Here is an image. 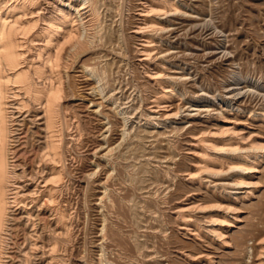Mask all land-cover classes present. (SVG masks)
Returning a JSON list of instances; mask_svg holds the SVG:
<instances>
[{"label":"rangeland","instance_id":"obj_1","mask_svg":"<svg viewBox=\"0 0 264 264\" xmlns=\"http://www.w3.org/2000/svg\"><path fill=\"white\" fill-rule=\"evenodd\" d=\"M41 1L46 11L60 7L53 0ZM106 1L113 6V12H111L115 20H112L116 24L112 23V27L121 28L119 33H121L122 38L118 42L116 41L115 46L107 45V47L104 45L106 30L103 27L98 40L87 48V52L85 51L84 54L76 59V64L68 72L70 75H78V78L83 79L86 77L85 72L77 69H81V65L84 63L88 64L90 68H94L103 77H108L110 73L108 70H117L116 65L119 67L121 63L120 67L122 68L123 76L120 79L121 81L123 80L122 84H124V89H126L124 90L126 92L124 96L129 93L128 96H130L133 93L132 97H135V103H133L134 101L131 102L136 107L141 105L140 110L138 109L136 114L134 113L135 116L130 118L125 127L128 130L126 139L130 140V136L135 134V129L142 124L139 129L147 128L153 131L154 135L149 139L151 141L154 139V143L150 141L147 143L148 145L153 144L147 148V151L152 150L153 152H146L138 160L135 157V159L131 158L133 153L131 157H127L128 159L122 157V162L118 163L115 170H113L114 173L112 175L115 179L111 176L105 182L107 173L112 171V168L106 165L105 159L101 158V155L106 150L99 147L106 124L103 123V120H100L102 116H99L94 110L97 107L96 103H100V108L102 109L103 107V110L115 123V120L119 119L114 116L115 105L109 100H104L100 95L89 93L90 89L88 88L94 85V82L92 83L93 80H90L91 84L81 92L83 94L81 95L83 96L82 98L80 95V98L78 96L65 98V105L76 112L79 123L83 128V134L80 136L75 133L72 140V148L75 147L76 149L73 148V150L78 153H76L77 155L75 154L76 159L75 162H72V168L80 167L83 159H86L85 162L87 161L86 165L88 168L86 167L83 175L79 176L78 181L75 183L76 186L73 188L75 194L74 199L70 201L69 212L72 213L74 225L76 226L75 240L72 242L74 245L65 252L64 256L66 257L63 263L101 264L100 259L104 258L105 254L106 258L104 259L106 261L109 260L110 264H264V249L260 250V245L264 246V158L257 164V169L259 168L257 171L245 173L248 176L246 181L249 184L239 187H236L233 183L237 179L235 174L240 171L229 169L225 159L220 164H211L207 170L204 167L202 169L197 167V165L201 164L199 157L200 147L197 145V138L202 135L210 133L209 137L214 135L215 139L219 135L216 140L221 138V136H224V138L232 137L231 141L236 140L234 138L238 137L236 142L241 147H246L247 145L246 148H248L255 142H257L256 144L259 143V146L264 147V117L250 116L249 112L250 109L253 110V113L264 111V0H178L181 1L180 3L189 5L188 7L180 6L187 11V14H195L197 17L192 15L191 18L185 14L171 16L162 14L160 17L157 15L159 18L156 19H159L164 25H170L172 20H183V25L180 24L181 26L179 24L170 25V28L177 26L179 29V31L177 30L172 34V31H169L170 33L168 31L166 33H158L153 29H147L146 33L143 32L144 34L135 32L136 24H142V19H144L140 13L143 9H146L144 5L148 6L150 2H146V0ZM112 20H108L107 23H111ZM143 35H150L149 37L156 42V49L151 56L152 59L149 58V60H143L144 56L140 53V49L143 47L141 44L144 43L143 39L145 36ZM161 36L163 37L162 40L159 38ZM166 38L172 41V45L169 44L171 41L165 40ZM169 46H171L169 50L171 52L165 50ZM196 47H199V49ZM190 52L192 54L198 52V58L194 54L192 56ZM104 53H108V56L100 57ZM113 58L115 60L114 64L111 66L104 64L106 61H113ZM177 64H180L181 67L177 66ZM155 78L166 81L159 86L155 83ZM125 84H127L126 87ZM170 85L174 86L176 95L168 96V98L166 97L165 100H162V105L165 106L157 110L156 108L158 107L154 103L149 102L147 97L152 96L151 99H153L155 96H164V88H172ZM230 86L237 88L233 89ZM228 87L232 91L227 90ZM109 90L110 88L108 87L105 91L108 95L113 92V90ZM234 91L236 93L239 91L240 95L235 99H230V95H234ZM126 100L130 101V98L126 99L123 97L122 102ZM131 102L122 105L125 108L131 105ZM238 106L242 111L236 110ZM149 108H152V110ZM179 108L181 110L176 116L175 113ZM212 108L215 109L213 110ZM129 109L131 112L135 110L132 109V106ZM126 110H128V107L125 108ZM141 112L150 113L149 117L157 116V118L152 119L161 125L153 126V124L148 123V117H140ZM208 113L211 115V118H208L209 120L204 117L209 115ZM128 114L131 116L133 113L128 112L126 115ZM34 118L35 116L33 115L28 119L33 129H35L36 125V122L33 123L32 121ZM89 123L93 126L92 131L86 130V127H89ZM118 125H121V123H118ZM122 127L124 128V126ZM175 127H179L180 130L178 129L177 132L176 130L171 131ZM120 133L121 131H119V134H114L117 140L113 145H117L122 138V152H124L123 147L127 146L130 141L134 143V145L132 144L133 146H140L141 143L139 142L140 144H138V141H129L128 139L123 141V136L121 137ZM169 140L170 147L167 148L166 146L169 143L167 141ZM86 141L93 145L89 148L86 147L87 149L82 148V144ZM250 141L253 143L250 144ZM263 149L261 148L260 152H264ZM120 150L117 148L115 152L120 153ZM256 150L259 152V149ZM129 152L124 153V155ZM139 153L143 154L141 151ZM212 153L220 155V153L213 151ZM167 154L168 160L162 157ZM171 156L176 158L175 160L173 159L175 162H172ZM135 161L137 162L135 164L136 167L132 168ZM145 161L152 163L150 164L152 166L149 167L153 169L151 172L153 174L148 176H151L154 183L148 185L150 183L147 184V182L150 180L144 182L146 191H141L138 188L139 186L142 187L143 183L139 180L142 179L141 177L144 178V171L143 173L140 171ZM95 162H101L99 173L89 179L87 174L94 170ZM102 166L104 167L101 170ZM208 170L211 171L213 176L210 171L208 173ZM148 176L147 178H149ZM199 176L202 178L201 182L197 179ZM119 180L120 182L122 181V186L119 189L117 188L119 192L116 194L118 205L115 208V213L109 215L107 222L108 235L103 238L100 230L103 225L102 214L99 211L102 208L99 205L100 200H98V197L102 195L101 191L104 190L102 183H108L111 186L113 181L119 182ZM116 187L119 186L117 185ZM32 188L33 186H30L29 189ZM227 189L229 192L232 190L246 191V193L242 194L247 196L243 199L240 193L242 197L238 194V199H225L229 193ZM213 190L218 192V194L221 193V196L215 197ZM140 198L141 200H139ZM87 200L90 201L89 211L86 210L85 205ZM64 202L68 204L67 201ZM136 204L135 208L134 205ZM33 205H31L33 209L31 210L33 211V216H35L39 213V210L37 209L38 206ZM135 209L137 214H135ZM211 214L218 215L221 218L217 219L218 222L217 220L211 221ZM224 214L225 216H223ZM10 216L15 217V219L11 217L10 221L13 223L9 222L11 227H15L11 230V233L15 236L9 240V245L12 246L8 245V251L16 257L10 263L48 264L49 258H41L42 252L39 251L41 248L37 250L38 252H35V254L38 253L37 257L33 255L31 263L24 262V251L28 250V247L27 243H23V240L28 237L32 227L29 224H25L26 216L23 210L19 209L16 213L12 211ZM219 220H224V223L222 224ZM214 222L216 223L214 224ZM54 226L52 225L51 228L47 229L43 235L45 239L42 237V241L43 239L46 241L49 238L48 233L50 235L53 234ZM214 227L220 228V231L223 232L221 236L213 229ZM164 231L165 233H163ZM109 233L110 235L114 234L112 240ZM132 237L137 241L135 242ZM244 237L247 239L243 242ZM16 239L17 244L14 246L12 242L16 241ZM41 243L40 241L39 244ZM101 246L107 251L103 250ZM23 248L25 249L23 250Z\"/></svg>","mask_w":264,"mask_h":264},{"label":"bare ground","instance_id":"obj_2","mask_svg":"<svg viewBox=\"0 0 264 264\" xmlns=\"http://www.w3.org/2000/svg\"><path fill=\"white\" fill-rule=\"evenodd\" d=\"M53 1L56 4H58V6L60 7L53 9V10L50 9L49 11H46V9L42 6L41 0H0V264H11L10 261L12 262L13 258L15 257L14 254L8 251L9 250L8 249L9 240L15 236L13 233H11V230L13 227L10 226L11 224L9 222H11L10 221L12 217L10 216L11 212L15 211L16 213V211H18L19 209L23 210V212L25 213V216H26L25 224L26 225L29 224V226L32 227L30 228L31 232H29L28 237H25L23 240V243H27V247H28V250L24 251V255H25L24 262L31 263L33 261L32 260L33 255L36 256L38 253L35 254V252H38L37 250L41 248L39 250L42 252L41 258L42 257L49 258V260L47 261L48 264H64L63 262L66 257L64 256L66 254L65 252H67L70 249V247L74 245V243L72 242L75 240L76 226L74 225L73 215L71 212H69L70 211L69 208L71 205L70 201L74 199L75 192L73 191V188L74 186H76L75 183L78 181L79 176H81V174L83 175V171L87 167L86 165L87 161L85 162L86 159L85 160L83 159L81 160L82 163L80 167L72 168V165H73L72 162H75V159H76L75 156L78 154L77 152H74L73 150V148L75 147L72 148V140L74 139L73 137L75 133L79 134L80 136L83 134L82 132L83 128L81 124L79 123V119H78L76 112H74V110H72L70 107L65 105L64 103L65 98H68L69 96L71 97L78 96L80 98V96L83 95L81 92H83L84 88L86 89V87L89 84H91V81L93 80L92 83L94 82V85L88 88L90 89L89 93L93 95H100V97H102L104 100L106 101L109 100L115 105L114 107L115 115L114 116H116L115 118L117 117L119 118L115 120V123L113 122L111 117L103 110V107L102 109L100 108L101 106L100 103H96L97 107L94 110L99 116H102L101 117L102 119L100 120H103V123L106 124L104 133H102L103 135L102 142L99 144V147L103 150H106L105 153L101 155V158L105 159L106 165L110 166L112 168V171H109V173H107L105 177V182L108 181L111 176L113 177L112 175L114 173L113 170H115L116 165L118 163L122 162V157L128 159L127 157L128 156L131 157L133 153V156L131 158L135 157L136 160H138V158L140 156H144L146 152H153L152 150L147 151V148L153 145V144L152 145L147 144L148 141H150L151 143L154 141V139L153 141L149 139L150 137L154 135L153 131H150L147 128L139 129L142 126V124L138 125L139 127L137 128L135 127L136 128L135 129L136 131L134 132L135 134L130 136L131 137L130 140L138 141V144L141 143L139 147L133 146L134 143H131V141L128 138L127 139L130 142H128L127 146L123 147L124 152H122V138H121V141H119L117 145L115 146L113 145L114 142L117 140L115 139L114 134H119V131H121L120 135L121 137L123 136V141L127 140L126 134H128V130H126L125 127L128 124V121L130 120V118L135 116L134 113L136 114L137 110L141 106L139 105L138 107H136L133 104L135 103L134 101L135 97L134 98L132 97L133 93L130 96H128L130 93L127 96H124L126 93L124 90L126 89H124V84H122L123 80L121 81L120 79L123 76L122 68L120 67L121 63L119 64V67L116 65L117 70L116 69H113L110 71L108 70V72L110 73L108 77L106 76L107 78L98 74L97 73L98 71L94 70V68H90L88 64L86 65L84 63L81 65L82 70L77 69L79 71L85 72L86 77H84L83 79L78 78V75H70L68 72V70L74 67V65L76 64V59L79 58L82 54H84L85 51L87 52V48H89V46H92L96 42V40H98V36L103 27H105V30H106V40L104 42V45L106 46L114 45L115 46L116 41L118 42V40L122 38V36L120 35L121 33H119L121 31L120 30L121 28L116 29L115 27H112L113 26L112 23H115V21H113L115 20L113 18L114 15L112 14L113 6H111L110 3H107L106 0H53ZM146 2H150V3L148 6L145 3H142V4H145L144 6L146 9L142 8L143 10L140 13V15H142L144 19H142L143 20L142 24H139V25L136 24L137 25L136 29H134L135 32L137 31V32L144 34L143 32H145L147 29L149 30L153 29L155 32H158V33L159 32L166 33L167 31L168 32L172 31L171 32L172 34L173 32H176L177 30L179 31V29L177 26L170 28V25L171 24L180 25L183 23V20L182 21L172 20L170 21L171 22L170 25H164L159 19H156V18H159L160 15L162 14L167 15V16L168 15L170 16L179 15V14L189 15L187 14L186 10H183L180 7L181 5H184L185 7H188L189 5L180 3L181 1H178V0H146ZM192 15L194 16L195 14H192ZM192 15H189V16L191 17ZM195 16L197 17V15ZM108 20H112V22L107 23ZM143 36H145L143 39L144 43L141 44L143 45V47L142 49H140V53L141 55L144 56L143 60H149V58H151V56L153 55L156 49V42L154 39L149 37L150 35L149 36L143 35ZM159 38H161L162 40L163 37L161 36ZM165 40L171 41L169 38L168 39L166 38ZM169 44L172 45V41ZM170 48L171 46L167 47L165 50H167L168 52H171L169 51ZM196 48L199 49V47H196ZM181 53L183 54V52ZM190 53L192 54V52ZM193 54L196 55L197 57L198 52L193 53ZM104 56L107 57L108 53L107 54L104 53L100 55V57H103V58ZM114 61L115 60L113 58V61H109V62L106 61L104 64H106V66L108 65L111 66L112 64H114ZM177 66L181 67L180 64H177ZM110 69H112V67H110ZM154 80H155V83L158 84L159 86L163 85V83L166 81V80L162 81L157 78H155ZM173 83H174V80H173ZM126 85L127 84H125V87ZM108 87L110 88V90H113V92H111L109 95L108 93H105ZM170 87L172 88H167V87L164 88L165 92H164V96L162 97L155 96V95H154L155 98L153 99H151L152 96L149 98L147 97V99H149V102L154 103L156 107H158L156 108L157 110L159 108L162 109L163 106H165V105H162V100H165L166 97L168 98V96L172 97L176 95V92L174 93V90H175L174 86L170 85ZM230 87L233 89L237 88L233 86H230ZM227 90H230L229 87ZM239 91H237V93L234 91L235 92L234 95H230L231 98L230 97L229 98L235 99L236 97H239L240 95ZM82 97L83 96H81V98ZM123 97L126 99L130 98V101L126 100L127 102L126 101L122 102ZM84 98L86 97L84 96ZM141 98L143 99V97ZM142 99L140 100L142 101ZM131 101H134V102L132 103ZM128 102H131L132 104L126 106L128 107L129 111L128 110L125 111L126 107L124 108L123 106L125 105V103L127 104ZM131 106H132V109H135L134 112L130 111L129 107ZM220 107L222 108V106ZM149 109L152 110V108H149ZM180 110L181 109L179 108L176 111L175 113L176 116L179 114ZM236 110L242 111V109L239 106L236 108ZM252 111L253 110L251 109L249 110L250 116L264 117V111L262 112L259 111V113H256V112L253 113ZM128 112L133 113V114H131V116L130 114L126 115ZM149 114L150 113H147V112L146 113L141 112L140 117L146 116L148 117L147 118L148 123L153 124V126H160L161 125L160 123L152 119V118H157V116L149 117L150 116ZM33 115L35 116V118L32 121L33 123L36 122L35 129L32 128L31 123L28 121L29 117ZM204 117L208 119L209 117L211 118V115L209 114ZM38 121L39 123H37ZM118 123H121V125H118ZM122 126H124V128ZM92 127L93 126L89 123V127L87 126L86 130L92 131ZM178 129L179 127H175L171 129V131L176 130L177 132ZM222 132H225V131H222ZM164 133L166 134L165 131ZM209 134L202 135L197 138V142H198L197 145L200 147L199 157H200V162H201V164L197 165V167L201 169L204 167V169L206 168L207 170L209 169V166L211 164H218V163L220 164L225 159V163L228 165L229 169L240 171L236 173L233 170L236 173L235 175L237 178L234 180L235 182L233 184L236 187L243 186V185L245 186V184L248 185L249 183L248 181H246V178L248 176H246L245 173L246 172L252 173L259 169V168L257 169V164L261 162V160L264 158V152L263 151L260 152V149L264 147L259 146L258 145L259 143L256 144L257 142H255L254 144L253 143L254 140L253 142L250 141L251 142L250 144L253 143L250 147L246 148L247 145L246 147L244 146L241 147V145H239L238 142H236L238 137L234 138L236 139V140L233 139L234 141H231L232 137L224 138V136H221V138L216 140L217 136L219 135H217L215 139L214 135L209 137ZM231 135L233 136L234 134H231ZM239 138H243V137H239ZM170 140L167 141L169 142L167 146L165 145L167 148L170 147ZM89 143L87 141L84 142L82 144V148H86V147L89 148L91 147V145H93ZM117 148L118 150H120L121 148L120 153L115 152ZM139 149H141L140 151L143 152V154L139 153L140 152ZM256 149H259V152H257ZM253 150L254 152H252ZM125 151L126 152L130 151L129 152L130 154L128 153L127 155L126 154L124 155V153H126ZM212 151L215 153H220V155H217V154L215 155L212 153ZM173 156H171L172 162L176 159V158H173ZM162 157L167 158L168 154ZM146 161L143 163V168H142L143 170L141 169L140 171L142 173L144 171V174H143L144 178L141 177L142 179L139 180L143 183V186L142 187L139 186L138 188L141 191L142 190L146 191L144 182L150 180L149 182H147V184L150 183L148 185H152L154 183L151 176L150 177L148 176V175L153 174L151 173L153 169L150 168L152 166L150 164L152 163L146 162ZM135 164H137L136 161L135 163H133L132 168L134 166L136 167ZM100 166H101V162H95L94 170L90 173L88 172L87 174L89 179L99 173L98 171L100 169ZM103 167L104 166L101 167V170ZM209 171L210 170H208V173ZM146 175L149 178H147ZM171 177L173 178V176ZM113 178L115 179V177ZM197 179L199 180V182H201L200 180L202 178H200L199 176V178ZM116 180L118 179L116 178ZM120 180L119 182L113 181L111 183L112 187L108 183H102V187L104 190L101 191L102 195L98 197V200H100L99 205L102 208L99 211H101V214H102L101 216H102L103 225L100 230L102 232L103 238H106L108 235L107 233L108 223L107 222L109 219V215H111L112 213L113 214L115 213V208L118 205V199H117L118 197H116V194L119 193L117 190L120 188V186H122V181L120 182ZM117 185L119 187H116ZM148 185L146 186L149 187ZM30 186H33V188L29 189ZM26 190H29V191H26ZM215 190H213V193H214L213 195H215V197L216 196L220 197L221 193L218 194V192H216L217 190L216 191ZM227 192H229V190ZM232 192L234 193L232 194ZM240 193L241 194L246 193V191H236V190L233 191L232 190L226 195L225 199H230V198L231 200L238 199V196L240 195ZM242 196L241 197L244 199V197H246L247 195L242 194ZM141 198L139 200H141ZM132 200L134 201L133 198ZM64 201H67L68 204H65L66 202ZM85 202H86L85 203L86 210L89 211L90 201L87 200ZM32 204H34L35 206H38L37 209L39 210V213H37V215L35 216H33V213H32L33 212L32 211L33 209L31 206ZM134 206L136 208L137 204ZM219 207L221 208V206ZM211 210L213 209L211 208ZM135 214H137L136 209H135ZM223 216H225V214ZM210 217L212 218L210 219L211 221L212 220L216 221L217 219L221 218L215 214H211ZM236 218L238 217L236 216ZM17 220H20V219H17ZM223 221H221L222 224L224 223ZM16 222H19V221H16ZM215 223L216 222H214V224ZM52 225H55L54 226L55 229L52 227L54 229L52 231L53 234L50 235L47 232L49 235V238L46 241H44L45 238L43 235L49 227L51 228ZM213 229L219 234V236L222 235L223 232L220 231V228L214 227ZM163 233H165V231ZM113 235L114 234L110 235L111 240L113 238ZM242 236H245V235H242ZM42 237L44 238L43 241H42ZM245 237L243 238V242L244 240L247 239V238L245 239ZM40 238L41 240H39ZM40 241L42 242L41 244H39ZM12 243L15 246L17 244V239L16 241H13ZM9 246L11 247L12 245H9ZM24 249L25 248H23V250ZM263 249H264V246L260 245V250H263ZM103 250H106V249L103 248ZM152 257H153V254H152ZM104 258H106L105 254H104ZM104 258L100 259L102 262L101 264H110V261L108 259H107L108 261H106V259Z\"/></svg>","mask_w":264,"mask_h":264}]
</instances>
